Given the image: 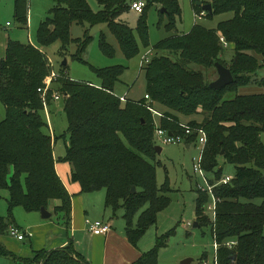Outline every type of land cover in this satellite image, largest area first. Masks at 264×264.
Wrapping results in <instances>:
<instances>
[{"label":"trees","instance_id":"16d2710c","mask_svg":"<svg viewBox=\"0 0 264 264\" xmlns=\"http://www.w3.org/2000/svg\"><path fill=\"white\" fill-rule=\"evenodd\" d=\"M95 1L96 11L86 0H53L36 31L38 44L9 40L0 57V102L5 109L0 121V195L2 190L8 191V216L0 215L2 235H9L12 225L19 228L11 217L16 206L26 211L52 206L54 213L61 214L62 225L69 229L71 194L56 172L55 137L42 115L44 105L52 104L54 92L64 95L68 140L63 160L70 164V181L77 182L81 192L105 189L104 206L112 217L122 209L125 235L133 246L169 204L164 194L170 190L169 185L159 187L156 182L155 124L145 100L122 102L114 92L125 66L92 67L100 80L98 85L61 74L56 81L52 79L44 99L38 91L45 87L44 80L51 71L42 46L58 40L64 53L74 42L78 51L72 57L83 61L81 52L91 36L86 31L83 39L72 38L73 23H105L129 59L140 52L139 43L143 48L149 46L146 13L152 4L164 8L168 30L174 29V16L180 15L177 0ZM137 1H142L144 7L131 27L121 16L129 13L132 2ZM192 2L196 13L203 11L196 5L197 0ZM209 3L212 12L205 11L201 17L227 12L232 13L231 17L214 27L195 23L188 32L175 33L156 43L155 52L141 67L145 93L163 114L161 127L180 132V124L186 123L204 129L207 142L201 153V167L213 173L210 182L221 177L220 158L234 166L232 179L213 188L219 200L212 220L203 208L209 195L196 189L195 222L198 227L209 225L214 242L220 244L217 264H264V144L260 139L264 132V91L224 99L226 93L250 83L264 88V0ZM14 19L20 28L27 27V0H14ZM220 37L233 50L228 62L222 56L225 47ZM99 48L107 56L115 54L102 33ZM159 50L172 52L181 61ZM182 61L214 69L219 62L230 69L233 81L219 89L211 88L208 84L214 79L207 80L208 74L188 69ZM60 68L66 69V64L61 63ZM182 115L189 119L181 121ZM256 198L261 199L259 204L253 202ZM167 235L158 237L155 246L133 264H157L158 249L166 244ZM229 240L236 244L225 246ZM31 251V257H21L0 242V257L16 264H88L71 242L51 250ZM204 258L205 254L201 261Z\"/></svg>","mask_w":264,"mask_h":264},{"label":"rangeland","instance_id":"374dc122","mask_svg":"<svg viewBox=\"0 0 264 264\" xmlns=\"http://www.w3.org/2000/svg\"><path fill=\"white\" fill-rule=\"evenodd\" d=\"M86 1L93 11L98 9L95 0ZM177 1L180 6V15L174 16V29L172 30L166 28L168 18L166 13H162V7L159 4H152L149 7L146 13L149 46L143 48L139 43L140 52L129 59L124 57L115 36L105 23H99L93 26H89L86 23L83 25L73 23L71 26L72 38L83 39L85 36L84 33L87 31L91 36V40L81 52V59L83 61L72 57L78 51V46L74 42L67 46V50L64 53L60 51L61 43L58 40L42 46V50L46 54L51 67L50 70L56 74L53 80L56 81L61 74L66 76L68 74L72 80L90 81L98 85L100 80L94 73L92 67L103 68L113 65H123L125 66V70L120 76L119 81L115 84L116 95L119 97L125 96L134 101L142 99L145 94V79L143 69L140 68V62L142 55L148 49L154 53V45L156 43L175 33L189 31L195 23H200L207 27H214L218 21L228 19L232 15V13L227 12L214 15L210 18L205 16L195 18L192 0ZM197 1L207 2L210 0ZM27 2L28 25L26 28H20L14 19V0H0V57L4 56L9 40L38 44L36 31L40 22L48 15V11L53 3L52 0H27ZM136 15L139 14L132 11L129 14H123L121 18L126 19L128 24L134 27L137 19ZM101 33L104 34L107 43L113 46L115 50L114 56L110 57L101 52L99 48ZM158 52L169 55L172 59L175 57L179 62L181 61L172 52L166 50H159ZM232 54V47L228 46L223 51L222 56L228 62ZM64 59L66 60V69L60 68ZM182 63L184 62L182 61ZM184 66L188 69L208 74L207 80H215L217 78V72L214 68H205L195 63H184ZM260 91H264V88L259 87L254 82L248 86L239 87L236 92L226 93L224 99H231L236 94H250ZM153 106L155 108L158 107L156 104H153ZM42 115L51 130L52 137H55V145L53 148L55 160L66 162L63 160V157L66 151L65 143L68 140V133L62 98L53 101L52 106L48 105L45 107ZM4 116L5 109L0 102V121ZM180 118L184 122L189 119L183 115ZM153 121H155L154 124L160 125L159 118H153ZM260 139L264 144V132L260 134ZM155 144L161 148V151L156 153V182L159 187L165 183L169 185L170 190L164 192V194L169 197L170 201L164 209L158 212L156 223L150 226L138 239L137 246L142 248L143 251H148L155 246L158 237L168 234L165 237L166 244L158 249L157 264H180L181 260L185 258H192L190 264H202L201 256L203 254L206 255V258L203 260H207V263L211 264L214 258V240L210 226H193L195 222L196 184L199 183L204 186L200 175L193 170V164L196 163L200 154V145L197 142H192L186 147V144L182 143L161 144L158 141ZM218 167L222 170L221 176H232L234 174V166L224 161L223 158H220ZM204 174L210 181L214 179L213 173L204 172ZM100 190L105 194V189ZM7 198L8 191L6 189L2 190L0 195V215L4 217L8 216ZM253 202L259 204L261 199L256 198ZM203 208L204 214L209 220H212V212L205 208V204ZM48 210L51 212V217L42 218L39 211H26L21 206L14 207L11 213L13 221L22 231L29 230L30 233L28 231V237L20 241L9 235L0 234V242L14 254V250L17 252L16 254L21 251L19 256L25 258L31 257L32 249H40V247H43L42 245H44L45 241L47 242L48 239L52 238L55 232L53 226H61L63 224L60 213H54L55 211L52 206H49ZM122 212L121 209L114 216L115 221L117 220L118 228H121V225L124 223ZM35 216H38V220L34 219ZM39 220L45 222L44 225L36 224ZM124 227L125 223L123 224V229ZM262 234L264 236V227ZM55 240H58V238ZM49 241L52 242L51 239ZM6 261L10 260L0 257V264H6Z\"/></svg>","mask_w":264,"mask_h":264},{"label":"crops","instance_id":"0c3cea01","mask_svg":"<svg viewBox=\"0 0 264 264\" xmlns=\"http://www.w3.org/2000/svg\"><path fill=\"white\" fill-rule=\"evenodd\" d=\"M132 11L133 10L129 13ZM137 17L138 15H136V18ZM54 142L55 140L53 141V148L55 145ZM186 147H188V145H186ZM55 169L68 192L71 194L69 229L67 230L64 225H54L53 230L55 232L52 238H50L52 242L48 239L40 249L51 250L63 247L68 242H71L76 253L87 261L88 264H133L145 251L137 246L138 244L133 246L128 241L125 230L123 229L124 223L121 225V228H118L117 220L115 221V217L111 216L110 210L104 206V192L101 190L81 192L80 185L77 182H71L69 179L70 165L68 162L55 160ZM37 217L38 216H35L34 219L38 220ZM86 219L107 221L111 226L110 230L106 234L95 235L86 224ZM44 223L45 222H41L40 220L36 222V224L41 225H44ZM56 238H58V240H55ZM34 249L38 250V248ZM14 252L15 254L17 253L15 250ZM20 252L16 255H19ZM6 264L15 263L13 261H6Z\"/></svg>","mask_w":264,"mask_h":264},{"label":"built area","instance_id":"2783aa9c","mask_svg":"<svg viewBox=\"0 0 264 264\" xmlns=\"http://www.w3.org/2000/svg\"><path fill=\"white\" fill-rule=\"evenodd\" d=\"M143 7H144V4L142 1L132 2V4H131V9L137 14L142 13ZM203 13H204V11L199 12V13L194 12L195 18L201 17L203 15ZM220 42L223 44V47L226 48L228 46V44L224 41V39L222 37H220ZM152 54H153V51L148 49L142 55V59L140 62V68L150 60ZM55 75L56 74L53 71H51L50 75L47 76L44 80L45 87L42 89H40V88L38 89V91L41 92V96L43 97V99H44V95H45L47 89L50 87L52 79L54 77H56ZM52 97L54 100H59L60 98H63L64 95L59 94L57 92H54ZM143 98L145 100V106L150 111L152 117L154 119L155 118H157V119L162 118L163 114L153 106V102L150 99L149 95L147 93H145ZM119 99L122 102H126L128 100L125 96H120ZM45 107H47V106L44 105V108ZM180 125H181L183 130L180 132H178V131L173 132V131H170V130H167V129L161 127V125L155 124L154 134H153L154 139H155V141H158L161 144L182 143V144H186L189 146L192 142H197L200 145V154H199L198 159L197 160L195 159L196 163L193 164V170H194V172H197L200 175V177L204 183V186L197 183L196 189L200 190L202 192H205L209 195L210 201L208 200L209 202L208 201L205 202V208L212 212L213 218H214L216 203L218 202L219 199L214 195L213 188L219 184H227L232 179V176L231 175L221 176L215 182H210V180L207 179V177L204 174L205 171L201 167V153H202V150L205 147L206 142H207V136H206L204 129L202 127H198V126H190L186 123H181ZM192 136H193V140L188 141ZM85 222L89 226L90 231L95 235L106 234L110 230V227H111L110 224L104 220L86 219ZM29 233L27 231H22L21 229L15 227L13 225L9 227V236H11V237H13L19 241L25 239L26 235H28ZM235 244H236L235 240H229V241H226L224 243V245L227 247H232ZM219 246H220V244L213 241L214 258H213V261L211 264H217L216 252H217V249ZM201 263L202 264H208L207 260L206 261L202 260Z\"/></svg>","mask_w":264,"mask_h":264},{"label":"water","instance_id":"95a60500","mask_svg":"<svg viewBox=\"0 0 264 264\" xmlns=\"http://www.w3.org/2000/svg\"><path fill=\"white\" fill-rule=\"evenodd\" d=\"M196 5L200 6L204 12L205 11H207L209 13L212 12L211 3H209V2L203 3L202 1H197ZM161 11H164V8H162ZM62 64L63 65L66 64L65 59L63 60ZM214 66H215V69L217 72V78L208 84L209 87L214 88V89H219V88H222V87L228 85L229 83H231L233 81L232 73L228 67L224 66L223 64H221L219 62H216L214 64ZM155 150L158 153L161 151V148L159 146L155 145ZM222 153L223 152H221L220 154L222 155ZM263 179H264V176H263ZM134 190H135V188L132 187V191H134ZM39 212H40V215L42 218H49L51 216V212L48 209H46L45 207H41ZM193 226L198 227L197 222H194ZM234 257L235 256H233V258ZM191 261H192V258H185V259L181 260L180 264H190Z\"/></svg>","mask_w":264,"mask_h":264}]
</instances>
